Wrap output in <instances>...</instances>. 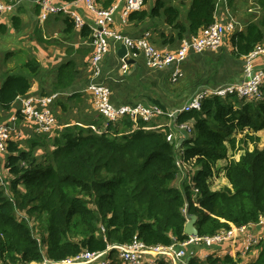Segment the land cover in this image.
I'll return each instance as SVG.
<instances>
[{"label":"trees","instance_id":"obj_1","mask_svg":"<svg viewBox=\"0 0 264 264\" xmlns=\"http://www.w3.org/2000/svg\"><path fill=\"white\" fill-rule=\"evenodd\" d=\"M172 1L156 0L150 9L143 6L127 17L136 24L153 23L164 16L183 38L187 27ZM116 2L97 0L103 10ZM259 2L263 9L260 25L251 23L231 35L236 58L264 46V0ZM216 6L217 0H193L189 7L191 36L216 22ZM65 21L64 33L69 35L77 28L71 16L65 15ZM20 22L15 16L11 26L17 30ZM80 29L83 38L92 39L89 25ZM8 30L0 23V34ZM146 38L149 41V35ZM174 39L160 31L156 40L169 44ZM156 40L150 43L156 45ZM75 52L86 54L87 49L67 48L68 56ZM0 64L4 66L0 68V110L7 111L27 95L43 68L30 53L23 60L17 58L13 66L7 67V60ZM85 79L87 63L72 60L50 74L51 92L69 89ZM197 80L193 76L188 81ZM86 95H66L68 101L59 96L53 101L54 106L77 111L75 122L57 121L61 128L54 138L44 139L48 135L44 133L27 142L8 140L5 168L15 178L8 191L0 185V264L62 261L84 250L104 251L135 239L146 246L182 242L189 237L184 233L187 209L198 215L200 235L257 222L264 216V146H242L239 159L229 158L227 152L228 143L236 146V137L230 138L234 131L246 135L264 131V86L262 96L255 100H246L238 92L206 93L201 108L174 118L167 114L150 119L125 115L117 121H109ZM157 106L167 110L160 103ZM184 124L191 130L182 129ZM180 130L186 136L178 145L174 135ZM42 146L44 152L36 154ZM194 156L195 172L185 168L182 174L178 159ZM224 157L228 163L222 171L232 187L213 190L214 168ZM179 177L184 179L178 182ZM158 264L171 263L159 259ZM188 264H240V260L231 255L209 256L206 261L193 257ZM244 264H264V243L258 258Z\"/></svg>","mask_w":264,"mask_h":264},{"label":"crops","instance_id":"obj_2","mask_svg":"<svg viewBox=\"0 0 264 264\" xmlns=\"http://www.w3.org/2000/svg\"><path fill=\"white\" fill-rule=\"evenodd\" d=\"M5 1V0H0ZM127 0H117L113 13V22L111 29L115 32L129 35L134 38L148 36L149 42H153L158 38L160 31H165L167 35L174 36V41L169 44H162L156 40V46L168 52H174L179 49L185 39L191 38L189 30V7L193 0H173L181 13V19L186 31L183 33V38L179 37V31L170 27L164 20V16H160L152 21L145 20L143 22L132 23L125 15V7ZM166 3L169 0H164ZM61 2V1H60ZM156 0H146L144 8L150 9L155 4ZM71 9L85 18L87 25H95L97 15L91 11L86 4H73ZM39 7L35 1L19 0L16 6L5 13L0 18V23L6 24L9 28L5 34H0V38L7 42L4 47L11 50L16 49L22 54H33L37 57L42 65V75L34 80L31 90L26 96L17 99L20 100L18 105H13L10 110H0V125L6 124L10 126V139L14 141L27 142L28 139L36 138L37 135L44 133L36 129L33 120H28L23 114V99L30 97L52 96L53 100L52 113L56 120L62 124L68 121L75 122L76 109L71 111L63 107L52 104L59 96L63 101H68L66 95L84 93L88 96L89 103L92 102L93 96L89 90V85L93 82L106 85L111 90V100L116 105L141 103L149 106H157V103L164 105L166 111L175 110L186 105L190 100L199 94H214L232 85L242 83L246 78L247 58H236L233 56V45L231 43V35L234 31L245 30L249 24L254 23L260 25L263 18V9L259 0H217L216 6V22L221 24L233 23V29L228 30L224 36L221 45L217 49H205L203 51H189L185 62L180 66L170 65L163 67H153L149 64L148 58L144 51H140L133 58L134 63H129L127 68H124V63L118 56V49L122 43L111 41L110 51L107 53L103 63L100 66L98 74L92 72L90 63L92 54L95 49L93 38H83L80 30L75 29L69 35L64 33L66 29L65 13L51 14L45 19H41L39 15ZM21 18L19 28L15 30L11 26L13 17ZM152 23V24H150ZM145 30V31H144ZM73 46L77 49H87L86 54L78 52L68 56L67 48ZM24 56V55H23ZM7 60V59H6ZM16 58L7 60V67L13 66ZM85 61L87 63V79L79 81L69 89L51 92L50 74L60 66L67 64L70 61ZM253 67L256 69L264 67V52L252 61ZM4 66L0 64V68ZM180 69L181 74L177 78L174 76L177 70ZM197 76L198 83L189 82V77ZM183 78L182 80H180ZM1 86V81H0ZM49 93L44 95L43 92ZM51 92V93H50ZM65 94V95H64ZM159 107V106H157ZM162 109V107H159ZM59 128L61 125L57 122ZM234 131L230 138H237L241 133ZM186 133L180 130L175 133L174 138L177 144H182ZM48 140V135L44 136ZM229 144V143H228ZM44 152L43 146L37 149L36 154L41 155ZM229 155V154H228ZM7 153L4 152L0 156V165L5 167ZM229 158H234L229 155ZM228 163L227 158H221L217 161L218 174H214L212 189L214 190L217 179H223V184L232 187L227 179L225 181L224 166ZM223 174V175H222ZM222 175V176H220ZM221 177V178H220ZM262 242L255 246L246 256H240L241 245L239 243H227L212 248L204 245H193L186 252V259L189 262L193 257L206 261L209 256L223 258L226 255H231L236 260H240V264L255 261L262 249ZM260 248V250H258ZM107 256L112 261V264H127L119 255L116 249H110ZM190 258V260H189ZM88 264H98L97 262H89ZM145 264H151L149 259Z\"/></svg>","mask_w":264,"mask_h":264},{"label":"built area","instance_id":"obj_3","mask_svg":"<svg viewBox=\"0 0 264 264\" xmlns=\"http://www.w3.org/2000/svg\"><path fill=\"white\" fill-rule=\"evenodd\" d=\"M40 8V18L45 19L51 14H62L71 16L74 19L78 29L87 25L84 17L71 9L73 4L84 3L97 15V21L92 26L95 49L92 54L90 63L95 74H98L101 64L107 53L110 51L111 41H116L127 46L125 58H134L138 52L144 51L148 58V62L153 67H163L176 65L180 66L185 62L189 51H203L205 49H217L223 40L224 34L228 30L233 29V23L227 25L218 22L213 23L203 30L199 35L192 36L183 41L182 46L174 52L164 51L156 45L150 43L146 35L138 38L126 36L115 32L111 29L113 22V13L115 6L109 9L98 8L97 0H75L70 3H63L60 0H33ZM16 3H8L0 1V18L11 11ZM144 6V0H127L125 7V15L133 10L141 9ZM264 52V46H259L251 52L247 58L246 74L247 78L238 85H232L214 94H223L226 91L238 92V94L246 100H255L262 96V87L264 86V67L256 69L253 67L252 61ZM124 68L128 63L125 59H121ZM180 69L177 70L174 78L180 75ZM89 90L93 96V105L99 110L109 121H117L125 115L132 118L137 116L150 119L151 117L167 114L174 118L176 114L181 112H189L193 109H199L202 105L204 94H199L190 100L186 105L175 110L164 111L157 106H148L141 103L137 104H121L116 105L111 100V90L106 85L100 83H91ZM52 96L30 97L23 99V114L28 120H33L36 129L41 133H48V137L54 138L56 135L57 122L50 108ZM182 129L190 131L191 128L184 124ZM10 126L6 124L0 125V156L6 152L7 143L10 139ZM172 134L168 139H172ZM180 145V144H179ZM196 157L189 159H178L181 173L187 168L195 172ZM15 178L8 169L0 165V185L7 188L10 187V180ZM264 238V216L257 222L247 223L233 228L221 230L213 235H191L182 242H173L170 245L146 246L143 242L135 239L130 243H120L110 245L104 251L93 252L84 250L82 253L68 257L62 261H51L45 259L42 262H29L20 264H88L89 262H97L98 264H112L107 253L110 249H116L120 258L127 264H145L149 259L151 264H158L159 259L168 260L171 264H188L186 259L187 250L193 245H204L212 248L227 243H239L241 245L240 256H246L255 246L259 245Z\"/></svg>","mask_w":264,"mask_h":264},{"label":"rangeland","instance_id":"obj_4","mask_svg":"<svg viewBox=\"0 0 264 264\" xmlns=\"http://www.w3.org/2000/svg\"><path fill=\"white\" fill-rule=\"evenodd\" d=\"M3 38V37H2ZM2 38H0V62L4 61V60H9V58H19L20 60H23V55L20 51H17L16 49H13L11 50L10 48L8 47H4V43L7 42L5 40H2ZM8 55H12V56H8ZM183 78H181L180 80H182ZM18 102L20 103L21 105V102L20 100H18ZM18 102L16 105H18ZM15 105V106H16ZM149 106V105H148ZM250 135H246L245 132L241 133V135H239L237 138H236V146L235 148H233L231 146V144H227L228 146V149H227V152L230 156L234 157L235 159H239L240 156L243 154L244 151H242L240 148L243 146V147H253V144L257 143V146H259L260 148H262L264 146V131H260L256 134L250 132L249 133ZM254 136H258L260 139L257 141V140H252L251 138L255 139ZM48 140H49V137H48ZM217 167L214 168V170L216 169ZM189 170V169H188ZM217 170V169H216ZM192 172V170H190ZM218 172L215 171L214 174H218ZM223 175V174H222ZM220 175V176H222ZM183 177V176H181ZM179 177L178 178V182H181L184 178H181ZM223 177V176H222ZM224 177L226 178L225 181H227V177L226 175H224ZM215 178V177H214ZM221 178V177H220ZM223 179H217V181L214 183L215 184V189L214 190H222L224 188H228V186H225L223 183ZM21 188V187H20ZM258 250H260V248H258ZM236 260V259H235Z\"/></svg>","mask_w":264,"mask_h":264},{"label":"water","instance_id":"obj_5","mask_svg":"<svg viewBox=\"0 0 264 264\" xmlns=\"http://www.w3.org/2000/svg\"><path fill=\"white\" fill-rule=\"evenodd\" d=\"M127 51H128L127 50V46L125 44H121V47L118 49V56L121 59H125V61L128 64L129 63H134L135 59H133V58L126 59L125 58V55H126ZM177 115H179V114L177 113L176 116ZM186 217H187V221H186V224H185L184 233L187 234L188 236L199 234V230H198V228L196 226V222L198 220V215L191 214L189 212V210L187 209L186 210ZM189 260H190V258H189Z\"/></svg>","mask_w":264,"mask_h":264},{"label":"bare ground","instance_id":"obj_6","mask_svg":"<svg viewBox=\"0 0 264 264\" xmlns=\"http://www.w3.org/2000/svg\"><path fill=\"white\" fill-rule=\"evenodd\" d=\"M126 16H128V15H126ZM111 27V26H110ZM124 35V34H123ZM126 36H129V35H126ZM93 38V37H92ZM94 39V38H93ZM159 48V47H158Z\"/></svg>","mask_w":264,"mask_h":264}]
</instances>
